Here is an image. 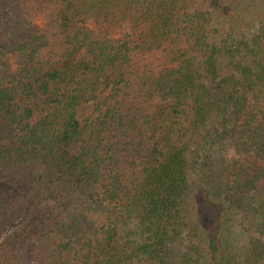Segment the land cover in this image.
Instances as JSON below:
<instances>
[{"label":"trees","instance_id":"trees-1","mask_svg":"<svg viewBox=\"0 0 264 264\" xmlns=\"http://www.w3.org/2000/svg\"><path fill=\"white\" fill-rule=\"evenodd\" d=\"M0 264H264V0H0Z\"/></svg>","mask_w":264,"mask_h":264},{"label":"rangeland","instance_id":"rangeland-1","mask_svg":"<svg viewBox=\"0 0 264 264\" xmlns=\"http://www.w3.org/2000/svg\"><path fill=\"white\" fill-rule=\"evenodd\" d=\"M100 99H102V97H100L97 101L84 102L78 107L77 117H78L81 124H82L84 118H86L90 114V112H91L93 106L96 104V102H98ZM228 157L229 158L232 157V151H230L228 153Z\"/></svg>","mask_w":264,"mask_h":264}]
</instances>
